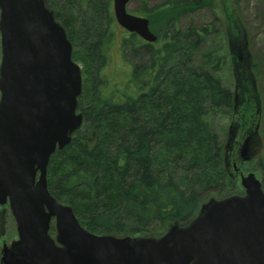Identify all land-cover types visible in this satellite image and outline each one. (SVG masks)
<instances>
[{
	"label": "trees",
	"instance_id": "obj_1",
	"mask_svg": "<svg viewBox=\"0 0 264 264\" xmlns=\"http://www.w3.org/2000/svg\"><path fill=\"white\" fill-rule=\"evenodd\" d=\"M67 3L72 12L66 16L48 6L73 44L74 61L85 64L78 100L84 122L71 144L51 157L48 186L52 195L73 207L90 232L126 236L186 223L204 194L214 189L226 194L235 191V180L217 169L224 161L225 145L216 135L201 139L198 115L180 109L187 102L185 109L194 106L202 113L196 101L203 95L211 109L227 113L233 109V93L205 66L194 65L207 37L216 33L215 22L185 29L179 25L182 17L209 6L206 0H166L155 7L144 3L137 16L150 20L164 8L172 16L154 44L124 31L122 56L137 62L129 59L118 81L106 70L120 28L113 0ZM177 71L196 80L187 90V100L177 93L172 100L166 94V84ZM164 99L167 110L160 111L158 104ZM151 100L153 109L145 119L142 108ZM171 105L177 114L168 110ZM94 132L96 145L91 147L89 138ZM254 167L264 172V156ZM111 184L114 191L107 193ZM105 196L106 201H113L106 203Z\"/></svg>",
	"mask_w": 264,
	"mask_h": 264
},
{
	"label": "water",
	"instance_id": "obj_2",
	"mask_svg": "<svg viewBox=\"0 0 264 264\" xmlns=\"http://www.w3.org/2000/svg\"><path fill=\"white\" fill-rule=\"evenodd\" d=\"M130 1L113 0L117 24L157 42ZM0 35V205H9L19 237L4 245L1 264H264V186L252 172L241 174L244 196L211 200L160 238L85 229L47 181L51 157L84 122L73 45L46 0H0Z\"/></svg>",
	"mask_w": 264,
	"mask_h": 264
},
{
	"label": "rangeland",
	"instance_id": "obj_3",
	"mask_svg": "<svg viewBox=\"0 0 264 264\" xmlns=\"http://www.w3.org/2000/svg\"><path fill=\"white\" fill-rule=\"evenodd\" d=\"M51 1V3L47 1L48 5L51 4L62 15L66 16L67 13L72 12L67 0ZM165 1L131 0L128 9L129 12L137 15L138 12H141L144 3H147L149 7H155L161 6ZM206 2L209 6L194 10L189 13V16L182 17L179 25L185 29L191 25L201 27L215 22L216 33L207 37L205 44L194 58V65L205 66V69L233 93V109L230 113L222 109H211L205 95L202 98H197L196 101L199 107L204 109L202 113H198V109L194 106L185 109L188 105L187 102H182L181 104L185 107L180 109L198 115L196 119L200 122L201 139L206 140L209 134L216 135L220 144L225 145L224 161L221 166H217V169L225 170L230 180H235L233 181L237 189L227 194L221 189H214L204 194L190 220L180 224L182 226L188 225L199 216L211 200H221L233 195L244 196L245 190L241 185L240 172L245 175L254 173L264 186V172L260 168L254 167L258 158L264 156V0H206ZM171 16L164 8L159 9L150 18L151 30L159 39L162 38V31ZM71 22L73 23L72 20ZM120 29L117 33L116 44L111 48V56L106 68L107 73L110 76L113 75L112 78L115 81L120 80L126 73L128 68L126 62L129 59L137 62L136 59L129 56L123 58L120 46L125 33L123 29ZM1 59L0 35V65ZM76 63L81 67L83 74L85 64L81 61ZM129 66L132 67V64L129 63ZM194 81H196L195 78L190 74L177 71L166 84V94L168 92L172 100L176 99L175 93L181 97V100H187V90ZM165 99L161 104H158L160 111L167 110L168 102ZM153 102L149 101L142 108L144 117L151 115ZM188 102L190 103L192 100ZM173 109L174 105L168 108L172 113ZM79 112L83 114L82 111L79 110ZM173 114H177V109ZM145 119L148 118L145 117ZM92 134L93 136L89 138L91 147L96 145V133ZM236 168L240 172H237ZM108 187L111 188H107V193H111L114 191L115 185L111 184ZM102 201L98 204L101 205ZM112 201L105 200L106 203ZM172 225L169 224L152 232H134L129 235L138 238H160L167 233ZM50 233L52 236L56 234L54 221ZM18 239L17 224L9 205H0V264L4 245L10 246Z\"/></svg>",
	"mask_w": 264,
	"mask_h": 264
},
{
	"label": "flooded vegetation",
	"instance_id": "obj_4",
	"mask_svg": "<svg viewBox=\"0 0 264 264\" xmlns=\"http://www.w3.org/2000/svg\"><path fill=\"white\" fill-rule=\"evenodd\" d=\"M233 101H234V98H233Z\"/></svg>",
	"mask_w": 264,
	"mask_h": 264
}]
</instances>
